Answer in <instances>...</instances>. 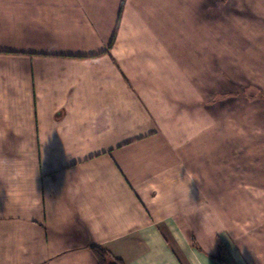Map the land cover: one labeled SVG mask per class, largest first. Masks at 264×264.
Returning <instances> with one entry per match:
<instances>
[{
	"label": "crops",
	"instance_id": "obj_1",
	"mask_svg": "<svg viewBox=\"0 0 264 264\" xmlns=\"http://www.w3.org/2000/svg\"><path fill=\"white\" fill-rule=\"evenodd\" d=\"M262 152L264 0H0V264H264Z\"/></svg>",
	"mask_w": 264,
	"mask_h": 264
},
{
	"label": "trees",
	"instance_id": "obj_2",
	"mask_svg": "<svg viewBox=\"0 0 264 264\" xmlns=\"http://www.w3.org/2000/svg\"><path fill=\"white\" fill-rule=\"evenodd\" d=\"M113 41L111 43V46L113 44ZM92 250L98 261V264H124L123 261L112 257V255L108 251L102 248L94 247Z\"/></svg>",
	"mask_w": 264,
	"mask_h": 264
},
{
	"label": "rangeland",
	"instance_id": "obj_3",
	"mask_svg": "<svg viewBox=\"0 0 264 264\" xmlns=\"http://www.w3.org/2000/svg\"><path fill=\"white\" fill-rule=\"evenodd\" d=\"M252 91H253V93L248 92L247 95L251 96V94H252V97H254V100H257V98L259 97V93L256 91L255 88H253ZM257 150H258V151H254V152H253V155H254L255 157H259V156H260V153H261V152H259V148H257ZM262 153H264V152H262ZM246 186L248 187L249 185L238 184V185H237V190H244V189H246V190H253V191H256V190H260V186H264V185H256V184H253V185H250V186H249L250 188H246Z\"/></svg>",
	"mask_w": 264,
	"mask_h": 264
}]
</instances>
